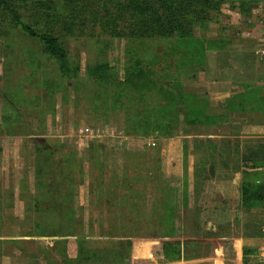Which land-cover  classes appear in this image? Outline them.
<instances>
[{
  "label": "rangeland",
  "instance_id": "rangeland-1",
  "mask_svg": "<svg viewBox=\"0 0 264 264\" xmlns=\"http://www.w3.org/2000/svg\"><path fill=\"white\" fill-rule=\"evenodd\" d=\"M70 1L66 64L19 26L0 35V264H179L166 242L236 233L240 210L187 208L207 168L180 144L217 140L244 118L229 106H256L242 97L264 105L241 48L264 52V0H187L205 15L191 31L144 0Z\"/></svg>",
  "mask_w": 264,
  "mask_h": 264
},
{
  "label": "crops",
  "instance_id": "crops-1",
  "mask_svg": "<svg viewBox=\"0 0 264 264\" xmlns=\"http://www.w3.org/2000/svg\"><path fill=\"white\" fill-rule=\"evenodd\" d=\"M263 31L264 26L257 32L260 34ZM251 40L241 48L243 51L252 50L258 53L257 60L253 63L254 70L253 67L251 68L253 75L250 79L253 80L258 75L256 83H251L261 85L264 84V52L260 53V49L256 48L260 44ZM243 65L248 67L245 63ZM234 92L228 96L237 99L240 93ZM255 96L253 99L242 97V100L246 99L245 103L255 102L256 106L251 109L229 106L228 113L244 118L230 124L225 122L224 126H220L217 130V140L204 142L186 140L181 142L180 150L186 151L189 169L204 165L207 168L206 171H201L200 177L197 176L198 183L201 181L196 184L199 191L195 203H187L188 209H192L197 204L200 211L229 213L240 210L243 215L246 213V216L254 217L250 227L259 221L260 229L256 233L244 231L246 221L242 215L236 220L237 222L233 220V223H230L236 224L240 229L232 235L218 239L178 240L181 249L180 255H177L179 264H262L263 262L261 244L264 239V226L261 219L264 215V105L263 94L259 93ZM194 180H196L195 176ZM189 182L191 184L190 178ZM240 188L241 194L238 193ZM225 189H230V193ZM243 189L247 196L245 204L235 200L240 195H244ZM212 197L215 199H211Z\"/></svg>",
  "mask_w": 264,
  "mask_h": 264
},
{
  "label": "trees",
  "instance_id": "trees-1",
  "mask_svg": "<svg viewBox=\"0 0 264 264\" xmlns=\"http://www.w3.org/2000/svg\"><path fill=\"white\" fill-rule=\"evenodd\" d=\"M67 1H55L54 7L48 12V6L44 0H0V35L9 36L11 31L19 26L32 37L38 38L43 43L44 49L60 60L61 64H66L68 57L63 39L66 35L73 33V24L76 18L81 15L77 12V7H72L70 11H67ZM144 1L154 12L161 13V18L166 26H169L171 21L178 22L177 17H183L187 21L186 30L191 31L195 21L205 17L203 9H200L199 13L198 7H192V1V4H189L190 1L187 0ZM196 1L200 2L201 0ZM213 1L208 0L207 6H210ZM70 2V5L74 6L79 0ZM192 9L194 10L192 11ZM176 25L178 26V23ZM260 193L258 192V194ZM179 243L173 240L165 244L168 250H176L177 255H180Z\"/></svg>",
  "mask_w": 264,
  "mask_h": 264
}]
</instances>
